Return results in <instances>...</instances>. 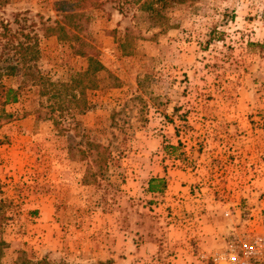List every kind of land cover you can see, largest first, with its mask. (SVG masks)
<instances>
[{
    "label": "rangeland",
    "instance_id": "obj_1",
    "mask_svg": "<svg viewBox=\"0 0 264 264\" xmlns=\"http://www.w3.org/2000/svg\"><path fill=\"white\" fill-rule=\"evenodd\" d=\"M63 1L0 6L1 81L19 87L3 107L10 116L0 155L10 142L3 128L27 118L31 134L17 140L30 148L18 155L42 159L38 175L17 177L0 198V264H227L230 256L264 264V0L158 10L146 0H96L80 9L91 49L70 28L45 32ZM75 49L104 66L84 95L77 74L88 60ZM82 101L85 109L75 108ZM149 157L167 177L155 197L143 190ZM52 183L88 187L84 201L66 198L76 213L63 216L61 240L40 252L33 210L10 199L17 188L27 198ZM99 209L119 211L118 219L99 225ZM117 230L158 247L124 240L116 255ZM97 244L108 249L100 254Z\"/></svg>",
    "mask_w": 264,
    "mask_h": 264
},
{
    "label": "crops",
    "instance_id": "obj_2",
    "mask_svg": "<svg viewBox=\"0 0 264 264\" xmlns=\"http://www.w3.org/2000/svg\"><path fill=\"white\" fill-rule=\"evenodd\" d=\"M22 126V127H21ZM29 121L27 118H24L19 121H14L8 125H6L3 128V131L6 132L10 136V142L8 144H4V151H6V154L0 155V183L6 184L5 186L1 187V191L4 193L0 194V198H3L5 200V197L7 194L5 193V190H7V193L10 192V189H13V183L16 181V178L20 179L22 176H27L30 174L38 175L39 171L41 170L39 168V161H41L40 155H18L22 154L24 150H28L30 148V143L23 142L20 144V140L17 139H27L30 136L29 131ZM17 141V142H15ZM20 141V142H19ZM169 152H164L162 155H167ZM139 155V153L137 154ZM39 159V160H38ZM150 157L147 159V162H149ZM148 164H151L148 166L147 169V179H145V183L143 184L144 188L143 190L148 193L149 195L159 196L164 191H166L167 186L165 183V174L164 168H156L155 163L149 162ZM159 170V171H158ZM47 173V172H46ZM48 173L50 175L55 174V170L49 169ZM137 175L142 174L143 171L141 167L139 166L137 171ZM57 174H60V171H57ZM167 178V177H166ZM139 179V177H138ZM155 179H163L164 180V186L160 192H148L147 187L151 180ZM171 183V182H170ZM17 187V186H16ZM75 187V188H74ZM88 187L87 184H78L75 186L66 185L65 183H52L46 188L37 189L35 195H32L30 197H23V193L20 192L18 188L15 191V195L13 199L11 198L10 201H13L16 205H22L25 207H28L30 210H33V219L36 221V224H34L35 229L32 231V234H35V237H42L45 240L46 245L44 242L42 243L41 247L37 245V247H34L38 249L40 252L42 249L47 248L48 245H52L55 243H58L61 240V237L59 236L58 232L63 225V223H66L63 221V216L65 214H68L71 216V213L75 214L77 207L72 204L70 200H66L67 197H73L78 196L82 198V201L85 200L84 196V190L83 188ZM70 190H67V189ZM78 189V190H77ZM19 193L22 195L20 197ZM79 193H81L79 195ZM81 202V201H80ZM13 204V205H15ZM84 204V203H82ZM81 204V206H83ZM106 212H103L102 210H97L96 212L93 211V214L96 215L95 222H97L99 225L106 226L108 221V215L115 216L114 221L118 219L119 211L114 212V214H105ZM30 217V216H29ZM107 218V219H105ZM74 221V217H70V221ZM69 222V221H68ZM116 233V241L115 247H112V244L110 245L111 250H115L116 255H121L123 253V245L124 240L127 241V244H129V241H135L139 240L141 242V245L137 247V250H143L145 248H149L150 246H156V243L151 241L150 238H147L144 241L141 235L139 234H133V235H124V232L115 231ZM120 233V234H119ZM27 235L25 237L26 240H31L30 236ZM36 239V238H35ZM71 240V239H70ZM75 241V239H73ZM153 242V243H152ZM78 243L76 242V245ZM119 244V245H118ZM127 245V246H128ZM135 245H138V243H135ZM103 247L107 246L102 245ZM102 246L100 244H97L94 246V249H98L97 252L101 254V251H103ZM42 248V249H41ZM82 250H84L82 248ZM43 252V251H42Z\"/></svg>",
    "mask_w": 264,
    "mask_h": 264
},
{
    "label": "trees",
    "instance_id": "obj_3",
    "mask_svg": "<svg viewBox=\"0 0 264 264\" xmlns=\"http://www.w3.org/2000/svg\"><path fill=\"white\" fill-rule=\"evenodd\" d=\"M185 0H146V4L152 10H158L159 8L169 7L176 3H182ZM7 0H0V6L4 5ZM56 10L59 12L60 19L54 21L53 25H47L45 27V32L52 34L56 31H64L67 28L72 29L71 38H74L75 41H78L81 46H88L91 49L89 41H85V36L82 35L83 21H88V16H86L83 11L80 9H86L89 6H94L99 4L96 0H69L58 2ZM153 4L155 6H153ZM84 19V20H83ZM22 46V45H21ZM76 54L87 57L88 65L84 71H81L77 74L79 85L82 82H85L81 87V94L84 95L85 89L90 88L95 81H92L93 76L100 70L104 68L103 64L95 58L93 53H87L82 49H75ZM88 86V87H87ZM19 96V87L14 88L6 86L1 81V72H0V127L1 125L8 121L10 114L6 113L3 107L9 103H14L18 100ZM78 106H75L78 110H84L86 101H82ZM164 186L163 179L151 180L148 184V192H160Z\"/></svg>",
    "mask_w": 264,
    "mask_h": 264
},
{
    "label": "built area",
    "instance_id": "obj_4",
    "mask_svg": "<svg viewBox=\"0 0 264 264\" xmlns=\"http://www.w3.org/2000/svg\"><path fill=\"white\" fill-rule=\"evenodd\" d=\"M260 242L264 243V239H260ZM256 243L259 244V242H256ZM251 252H252V251H250V248L246 247V249H245V253H246V254H252ZM227 264H250V263H249V261H247L246 259H240V258L237 259V258H235V257H233V256H230V257L228 258V262H227Z\"/></svg>",
    "mask_w": 264,
    "mask_h": 264
}]
</instances>
